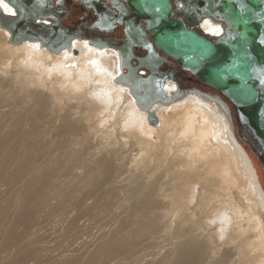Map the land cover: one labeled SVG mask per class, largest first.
Returning <instances> with one entry per match:
<instances>
[{"label":"bare ground","instance_id":"6f19581e","mask_svg":"<svg viewBox=\"0 0 264 264\" xmlns=\"http://www.w3.org/2000/svg\"><path fill=\"white\" fill-rule=\"evenodd\" d=\"M201 28L225 36L211 18ZM121 72L115 50L74 39L50 51L11 43L0 28V264H114L125 252L115 239L132 243L121 235L124 222L100 243L68 228V248L54 259L53 203L85 207L103 224L123 210L137 225L158 217L147 235L163 226L164 242L177 249L152 264H264L263 180L224 114L187 97L157 106L153 126L116 82ZM166 93L176 94V84L168 81Z\"/></svg>","mask_w":264,"mask_h":264},{"label":"water","instance_id":"95a60500","mask_svg":"<svg viewBox=\"0 0 264 264\" xmlns=\"http://www.w3.org/2000/svg\"><path fill=\"white\" fill-rule=\"evenodd\" d=\"M127 1L134 15L148 26L144 32L129 21L128 42L122 47L91 32L63 30L64 10L54 7L53 0H5L16 15L0 8V28L10 33L11 43L39 42L50 51L60 50L74 39L115 50L123 71L116 82L128 87L137 105L149 111L148 120L154 126L159 122L157 106L189 97L178 86L176 94L166 93V83L174 81L161 68L159 55H165L222 94L227 101L219 97L205 101L217 105L230 124L232 106L264 154V0ZM207 17L222 24L225 36L205 35L201 23ZM137 46L148 54L135 59L132 51ZM140 69L146 71V77L138 73Z\"/></svg>","mask_w":264,"mask_h":264},{"label":"flooded vegetation","instance_id":"af4514ba","mask_svg":"<svg viewBox=\"0 0 264 264\" xmlns=\"http://www.w3.org/2000/svg\"><path fill=\"white\" fill-rule=\"evenodd\" d=\"M53 6L64 10L61 14L63 30L91 32L117 47H122L128 42L127 27L129 21L137 23L144 32H147V21L134 15L127 0H59V2L53 0ZM132 52L135 59H140L148 54V51L141 46L135 47ZM159 61L162 70L171 73L174 84L179 87L181 92L187 93L189 97H197L205 103H208L210 97H219L227 101L222 94L206 85L197 75L182 68L179 63L162 54L159 55ZM133 63L139 64L138 60H133ZM138 73L143 77L147 75L144 69H140ZM230 110L233 121L230 124V121L226 119V122L236 139L258 165L264 187V154L262 149L252 133L241 125L235 109L231 106Z\"/></svg>","mask_w":264,"mask_h":264},{"label":"rangeland","instance_id":"374dc122","mask_svg":"<svg viewBox=\"0 0 264 264\" xmlns=\"http://www.w3.org/2000/svg\"><path fill=\"white\" fill-rule=\"evenodd\" d=\"M195 98L198 99L197 97ZM198 100L203 102L200 99ZM224 121L226 122V120ZM163 165L164 164H162V166ZM154 175H155V172H153L149 176L150 177L149 179L151 181H153V179L155 178ZM193 177H195L196 179L198 178L197 175ZM186 179L188 178L187 177L183 178L180 180V182H184L186 181ZM224 200L225 198H223L222 202L219 203L220 207L223 206L224 203L228 202L227 199L225 201ZM95 201L96 199L93 200V202ZM89 203L91 204L92 201ZM240 204L242 205V202H240ZM52 206L55 207V209H53L55 211V215L53 216L52 220L48 223V226H47V229L49 230L48 243L50 245V249L48 247V251L49 250L50 251L47 253L51 254L54 259H56L60 254H62L63 251H65L68 248L69 241H70L69 234L67 233L68 228L73 229L74 232L75 231L81 232L82 230H86L89 233H93L91 234V236L93 235L92 237L95 238V242L100 243V241L98 240L96 241L98 237L102 236V234H107L110 232L114 233V231L117 232L116 229L119 227L120 223L122 222H124V225L122 228L121 235L123 238L124 236H126V238H129V240L132 243L124 242V240H121V239H115L117 243L122 244L124 246L125 252L117 258L118 262L114 264H128V262H133V259L134 260L136 259L135 261L138 262V264H152V263L159 262V261H162L168 258L170 254L175 252V250L177 249V247L174 248V250L172 249L173 245H170L171 241L164 242L166 238L165 237L166 229L163 226L157 227L156 229L157 232L155 234L147 235L148 227L153 223L158 224V221H157L158 217H151V222L144 221V222H140L137 225L132 220L134 218V215L123 210L121 214L112 215L109 219H107V222L103 224L104 222L101 220L103 217L100 214L94 211L87 213L86 211L87 208L85 207L76 209L71 204H67V206H64V207H60V206L56 207L57 204L55 203H53ZM58 216H63V220H64L63 223H59ZM75 220H77V222L74 225H72ZM55 226L58 227L57 233H55V231L52 230V228ZM137 230H139V232ZM94 235H97V236L94 237ZM91 236L89 239L92 240ZM109 239L110 238H108L107 240L105 239V240L108 241ZM105 240H101V241H105ZM162 248L164 249L160 252ZM95 249H96L95 247H92L91 251H94ZM139 250L141 254H139L140 253ZM133 253L134 254L136 253L137 255L138 254L139 255L136 256V254L134 255ZM157 253H160L158 256L156 255L157 258L156 257L152 258V255L157 254ZM104 260L102 261L108 262V260L110 259H107V260L104 259ZM122 260L123 261L125 260L126 263H124ZM140 260L142 262L144 260V262L142 263ZM248 260L247 261L250 262L251 257H249ZM248 262L247 264H249Z\"/></svg>","mask_w":264,"mask_h":264},{"label":"snow or ice","instance_id":"6c2138e0","mask_svg":"<svg viewBox=\"0 0 264 264\" xmlns=\"http://www.w3.org/2000/svg\"><path fill=\"white\" fill-rule=\"evenodd\" d=\"M0 8L7 10L11 15H16V12L8 7V4L5 3V0H0ZM44 22L47 23V21Z\"/></svg>","mask_w":264,"mask_h":264},{"label":"built area","instance_id":"2783aa9c","mask_svg":"<svg viewBox=\"0 0 264 264\" xmlns=\"http://www.w3.org/2000/svg\"><path fill=\"white\" fill-rule=\"evenodd\" d=\"M212 20V19H211ZM213 22H215V23H218L217 21H215V20H212ZM220 23V22H219ZM202 24H203V22L201 23V27H202ZM205 33V32H204ZM205 35H206V33H205ZM219 38V37H218Z\"/></svg>","mask_w":264,"mask_h":264}]
</instances>
